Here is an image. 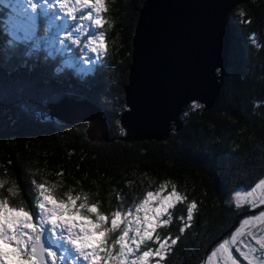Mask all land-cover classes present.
<instances>
[{"label": "trees", "instance_id": "1", "mask_svg": "<svg viewBox=\"0 0 264 264\" xmlns=\"http://www.w3.org/2000/svg\"><path fill=\"white\" fill-rule=\"evenodd\" d=\"M144 1L106 0L108 52L86 76L75 68L56 74L59 57L49 62L51 72L40 73L31 83H0V179L7 182L0 198H8L10 206H33L35 180L45 183L54 199L69 192L87 194L90 203L99 202V210L110 216L121 202L135 208L148 191L166 184L164 192L169 193L175 185L188 199L170 209L169 225L157 229L162 236L181 235L164 264H206L210 244L238 215L257 210L237 208L230 197L264 177V0H250L230 15L229 63L212 109L201 112L190 104L180 117L186 120L182 130L165 141L130 144L118 139L122 134L115 118L125 110L123 87ZM3 67L7 70V63ZM58 94L83 96L99 107L111 125L108 142H89L84 124L38 121L39 114H46L44 102ZM191 200L198 203L193 226L180 234L184 221L179 217L186 215Z\"/></svg>", "mask_w": 264, "mask_h": 264}, {"label": "snow or ice", "instance_id": "2", "mask_svg": "<svg viewBox=\"0 0 264 264\" xmlns=\"http://www.w3.org/2000/svg\"><path fill=\"white\" fill-rule=\"evenodd\" d=\"M107 12L106 0H0V83H31L40 73L52 71L50 61L70 51L72 57L54 67V72L75 68L82 76L91 73L93 62L103 63L102 56L108 52L104 30L108 20L103 15ZM81 57L92 67L73 62ZM191 107L196 110L203 105L194 101ZM83 123L87 135L91 122ZM120 131L125 134L123 128ZM6 183L0 179V189ZM32 183L38 191L34 206L24 202L10 206L8 198H0V264H164L181 239V235L157 232L170 224V209L188 199L175 185L167 195H163L166 184L148 191L135 208H124L121 202L109 216L99 210V202L90 203L87 194L69 192L54 199L45 183ZM7 191L16 195L13 188ZM258 191L264 193V179L250 191L235 193L237 208L241 203H251L253 208L257 203L264 205V194L255 199ZM197 210V201L191 200L186 215L179 217L184 221L180 234L193 226ZM255 222L264 224V210L244 219L229 239L210 251L206 264H241L235 253L247 264H264V233L244 231V226Z\"/></svg>", "mask_w": 264, "mask_h": 264}, {"label": "water", "instance_id": "3", "mask_svg": "<svg viewBox=\"0 0 264 264\" xmlns=\"http://www.w3.org/2000/svg\"><path fill=\"white\" fill-rule=\"evenodd\" d=\"M250 0H145L138 12L127 83L125 110L116 116L120 141H165L183 129L181 115L194 101L207 112L223 86L231 39V13ZM219 69V74L217 73ZM59 101V102H58ZM47 122L71 126L90 121L86 139L106 143V114L83 96L57 95L44 102ZM86 127V126H85ZM212 242L227 239L244 215Z\"/></svg>", "mask_w": 264, "mask_h": 264}, {"label": "rangeland", "instance_id": "4", "mask_svg": "<svg viewBox=\"0 0 264 264\" xmlns=\"http://www.w3.org/2000/svg\"><path fill=\"white\" fill-rule=\"evenodd\" d=\"M103 15H104V14H103ZM106 38H107V37H106V35H105V40H106ZM81 39L83 40L84 38L82 37ZM73 48L75 49L76 46H73ZM70 57H72V52H71V51L68 52V53H66L64 56L60 57V58L62 59L60 65L63 63V61H64L65 59H69ZM73 62L76 63L78 66H82V67H85V68L92 67V64H89V63L83 61V58H82V57L80 58V60H76L75 58H73ZM93 63H94V64H98L99 62H93ZM93 68H94V67H93ZM77 73H78V72H77ZM78 74H79V73H78ZM43 119L48 120V117L45 116ZM262 179H264V177H263ZM254 187H255V186H254ZM254 187L249 188V189H239V190L234 191V192L231 194L230 202H231L234 206H237L236 199H235V193H236L237 191H241L242 193H243V192H246V191H250V190H252ZM167 194H168V193H165V192L163 193V195H167ZM261 194H264V193L258 191L257 194H256L255 199L258 200ZM37 197H38V191H37L36 196H35V199H34V205H35L36 202H37ZM34 205H33V206H34ZM245 205H249V208L257 209V210H258V209H260L259 206H260L261 204L257 203L256 206H255V208H253V207L251 206V203H241V204H240V206H245ZM261 210H263V209H261ZM261 210H259L258 212H255V214H253V215H259V213L261 212ZM250 216H252V215L244 216V217L240 220V222H239L238 227L236 228V230H237L238 228L241 227L243 220L246 219V218H248V217H250ZM34 219H35V218H34ZM77 219H78V217H77ZM163 226H164V225H162L161 227H163ZM121 227H124V225L121 224ZM161 227H160V228H161ZM236 230H235V231H236ZM252 230L256 231L258 235H259V234H262V233H264V224H261L260 222H255V223H253V224H250V225L244 226V231H245V232L252 231ZM235 231H234V232H235ZM234 232H233V233H234ZM233 233H232V234H233ZM229 238H230V237H229ZM238 239H239V237H238ZM246 239H248L249 242L252 243L253 246H255V245H254V242L250 240V237H246ZM217 246H218V245H217ZM233 247L235 248L236 246L233 245ZM208 248H209V247H208ZM208 248H207V249H208ZM207 249H206V250H207ZM212 249H213V248H211V249L209 250V252H210ZM235 254H236V255L238 256V258L241 260V264H247L246 261H243V258H242V257H239V254H238V253H235Z\"/></svg>", "mask_w": 264, "mask_h": 264}, {"label": "bare ground", "instance_id": "5", "mask_svg": "<svg viewBox=\"0 0 264 264\" xmlns=\"http://www.w3.org/2000/svg\"><path fill=\"white\" fill-rule=\"evenodd\" d=\"M59 95V94H58ZM61 95H67V96H77V95H73V94H61ZM55 96H57V95H55ZM45 116L43 115V114H39V116H38V121H47V120H45V119H43Z\"/></svg>", "mask_w": 264, "mask_h": 264}, {"label": "flooded vegetation", "instance_id": "6", "mask_svg": "<svg viewBox=\"0 0 264 264\" xmlns=\"http://www.w3.org/2000/svg\"><path fill=\"white\" fill-rule=\"evenodd\" d=\"M260 208V207H259ZM263 210H264V207H263Z\"/></svg>", "mask_w": 264, "mask_h": 264}]
</instances>
